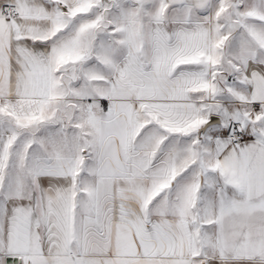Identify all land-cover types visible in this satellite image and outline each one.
<instances>
[{"label":"snow or ice","instance_id":"snow-or-ice-1","mask_svg":"<svg viewBox=\"0 0 264 264\" xmlns=\"http://www.w3.org/2000/svg\"><path fill=\"white\" fill-rule=\"evenodd\" d=\"M0 264H264V0H0Z\"/></svg>","mask_w":264,"mask_h":264}]
</instances>
